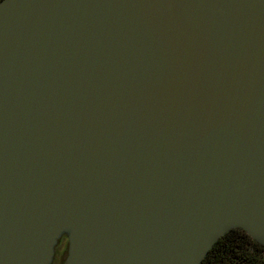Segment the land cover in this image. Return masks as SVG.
<instances>
[{
    "label": "water",
    "instance_id": "water-1",
    "mask_svg": "<svg viewBox=\"0 0 264 264\" xmlns=\"http://www.w3.org/2000/svg\"><path fill=\"white\" fill-rule=\"evenodd\" d=\"M264 246V0L0 2V264H202Z\"/></svg>",
    "mask_w": 264,
    "mask_h": 264
},
{
    "label": "trees",
    "instance_id": "trees-1",
    "mask_svg": "<svg viewBox=\"0 0 264 264\" xmlns=\"http://www.w3.org/2000/svg\"><path fill=\"white\" fill-rule=\"evenodd\" d=\"M202 264H264V246L245 231L234 229L215 244Z\"/></svg>",
    "mask_w": 264,
    "mask_h": 264
},
{
    "label": "flooded vegetation",
    "instance_id": "flooded-vegetation-1",
    "mask_svg": "<svg viewBox=\"0 0 264 264\" xmlns=\"http://www.w3.org/2000/svg\"><path fill=\"white\" fill-rule=\"evenodd\" d=\"M69 254V240L62 238L57 247L54 262L52 264H65Z\"/></svg>",
    "mask_w": 264,
    "mask_h": 264
}]
</instances>
